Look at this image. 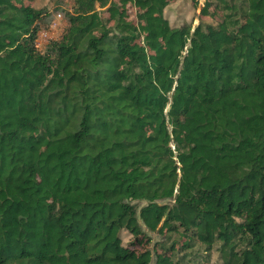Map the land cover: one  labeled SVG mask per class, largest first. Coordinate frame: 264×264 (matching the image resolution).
Instances as JSON below:
<instances>
[{
    "label": "trees",
    "instance_id": "1",
    "mask_svg": "<svg viewBox=\"0 0 264 264\" xmlns=\"http://www.w3.org/2000/svg\"><path fill=\"white\" fill-rule=\"evenodd\" d=\"M174 1L0 0V264H264V0Z\"/></svg>",
    "mask_w": 264,
    "mask_h": 264
},
{
    "label": "rangeland",
    "instance_id": "2",
    "mask_svg": "<svg viewBox=\"0 0 264 264\" xmlns=\"http://www.w3.org/2000/svg\"><path fill=\"white\" fill-rule=\"evenodd\" d=\"M24 5L30 6L35 10H46L49 13L53 14H62V25H65L67 19L64 17V14L61 11H55V0H21ZM73 0H63V6L66 9H70ZM205 4V0H176L167 7L165 11L166 18L170 21L171 25L174 27H181L183 25H190L193 28L197 27L201 23L216 25L221 21L223 10L218 11L216 14H212L214 7L210 8L211 15H203L202 8ZM128 10L131 12L132 19L136 20V8L131 4L127 5ZM54 19V17H53ZM66 20V21H65ZM51 23L48 27L44 26L43 29H50ZM66 27H62V30L59 31V35H56V38H60L63 30ZM153 241L152 244L159 241V237L155 234L152 235ZM124 244H128L133 238L131 235L125 233L123 234ZM210 264H221L218 254L216 251H213L210 255Z\"/></svg>",
    "mask_w": 264,
    "mask_h": 264
},
{
    "label": "built area",
    "instance_id": "3",
    "mask_svg": "<svg viewBox=\"0 0 264 264\" xmlns=\"http://www.w3.org/2000/svg\"><path fill=\"white\" fill-rule=\"evenodd\" d=\"M62 18V14H56L51 22L50 29H42L38 32L35 41V47L38 51L45 52L47 45L51 41L58 39L56 35H59V31L62 30L63 26H67V22L65 25H62Z\"/></svg>",
    "mask_w": 264,
    "mask_h": 264
}]
</instances>
